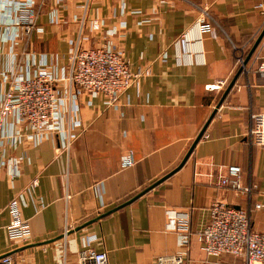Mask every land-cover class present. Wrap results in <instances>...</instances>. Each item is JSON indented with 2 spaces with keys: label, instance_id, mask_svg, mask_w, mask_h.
<instances>
[{
  "label": "crops",
  "instance_id": "1",
  "mask_svg": "<svg viewBox=\"0 0 264 264\" xmlns=\"http://www.w3.org/2000/svg\"><path fill=\"white\" fill-rule=\"evenodd\" d=\"M18 1L0 0V100L11 74L31 76L44 67L64 103L55 129L40 135L13 117L5 121L0 257L76 264L77 253L92 248L105 251L108 264H158V256L174 254L182 264H243L206 255L197 235L214 201L247 206L246 195L218 184L231 164L241 167L243 185H254L252 225L264 231V147L245 138L249 114L264 109V83L250 53L264 27V0H32L38 16L28 42L13 40L1 24L3 9L13 11ZM203 9L211 27L200 33ZM234 46L244 47V68ZM76 47L121 51L132 71L150 73L114 106L85 93L72 97L64 77ZM219 80L221 88L208 89ZM66 100L74 105L69 115ZM211 115L182 166L145 191L181 163ZM69 119L79 123L70 139ZM127 150L134 164L122 168ZM13 197L29 223L24 241L7 234ZM167 210L187 218L186 232L166 228Z\"/></svg>",
  "mask_w": 264,
  "mask_h": 264
},
{
  "label": "built area",
  "instance_id": "2",
  "mask_svg": "<svg viewBox=\"0 0 264 264\" xmlns=\"http://www.w3.org/2000/svg\"><path fill=\"white\" fill-rule=\"evenodd\" d=\"M34 5L32 0H20L13 11L3 9L1 24L5 26L7 34L13 40L23 38L28 42L36 30L38 9ZM262 6V3L257 5L260 9ZM210 20L206 9H203V15L196 21L197 30L200 33L209 31ZM97 24L94 21L93 27L97 28ZM233 49L237 62L244 68V47L234 46ZM254 52L257 61L256 71L264 83V35ZM68 59V74L64 79L68 82L69 94L72 97L83 93L101 97L108 106L116 105L136 79L150 73L147 68L132 71L123 52L103 47H76ZM56 80L57 78L44 67L37 68L31 76L11 74L0 100V135L9 117L27 124L35 135L53 131L56 119L60 115L59 105L64 99H61L54 89ZM223 84L224 81L219 80L209 85L208 89L216 90ZM66 106V113L69 115L70 111L74 110V105L66 100ZM78 126V122L69 119L67 126L69 139L77 136L75 129ZM245 138L250 145L264 147V109L249 114ZM120 164L122 168L134 164L132 150L122 153ZM13 167L16 168V165L13 164ZM240 175V166L228 165L225 174L219 176L218 184L246 195L247 206L235 207L214 201L210 206L209 219L198 232L197 238L200 249L208 256L230 255L242 259L243 264H264V231H256L252 225L250 194L254 185L251 183L243 185ZM34 183L37 181H33ZM262 206L261 203H255L254 208L260 209ZM6 208L10 215L7 225L10 241L28 239L29 223L22 217L19 199L16 197L10 199ZM166 216L167 229L178 233L188 230L186 217H179L174 210H167ZM156 260L158 264L183 263L180 254L161 255ZM0 264L15 263L10 255H3L0 257ZM76 264H108V256L105 251L85 248L77 253Z\"/></svg>",
  "mask_w": 264,
  "mask_h": 264
},
{
  "label": "water",
  "instance_id": "3",
  "mask_svg": "<svg viewBox=\"0 0 264 264\" xmlns=\"http://www.w3.org/2000/svg\"><path fill=\"white\" fill-rule=\"evenodd\" d=\"M263 35H264V27H263L262 31L260 32L259 36L257 37V39H256V41H255L253 47L251 48L250 53L253 52V51L255 50V48L257 47V45H258V43L260 42V40H261V38L263 37ZM233 82H234V81H232V82L230 83V86L233 84ZM211 118H212V115L210 116V118L206 121V123H205L204 126L202 127L201 131H200L199 134L197 135L196 139H195L194 142L192 143V145H191L189 151L186 153V155H185V157L183 158V160L181 161V163H180V164H179L174 170H172L171 172L167 173L165 176H163V177H161L159 180H157L153 185H151V187H149V188L146 189L145 191H147V190H149L150 188L154 187L156 184H158L159 182H161L162 180H164L165 178H167L170 174H172L173 172H175L176 170H178V169L182 166V164L185 162V160H186L187 157L189 156L191 150L194 148L195 144L200 140L201 135L203 134V132H204V130H205V128H206V126H207V124H208V122H209V120H210ZM145 191H143L142 193H144ZM142 193H140V194H142ZM140 194H139V195H140ZM139 195H137V196H139Z\"/></svg>",
  "mask_w": 264,
  "mask_h": 264
}]
</instances>
